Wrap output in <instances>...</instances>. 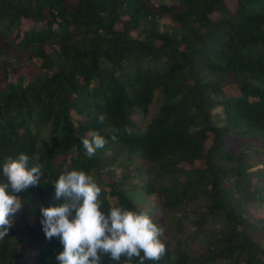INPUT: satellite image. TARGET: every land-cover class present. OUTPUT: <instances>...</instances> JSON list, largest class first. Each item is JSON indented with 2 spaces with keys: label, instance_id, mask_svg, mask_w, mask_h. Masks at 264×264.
<instances>
[{
  "label": "trees",
  "instance_id": "trees-1",
  "mask_svg": "<svg viewBox=\"0 0 264 264\" xmlns=\"http://www.w3.org/2000/svg\"><path fill=\"white\" fill-rule=\"evenodd\" d=\"M94 133L108 143L89 158ZM20 153L43 175L12 193L0 264H59L41 208L66 165L105 214L163 227L166 255L145 264H264V0H0V166Z\"/></svg>",
  "mask_w": 264,
  "mask_h": 264
},
{
  "label": "clouds",
  "instance_id": "clouds-1",
  "mask_svg": "<svg viewBox=\"0 0 264 264\" xmlns=\"http://www.w3.org/2000/svg\"><path fill=\"white\" fill-rule=\"evenodd\" d=\"M102 123L105 116L98 117ZM110 139L115 142L120 129L110 128ZM125 131H129L125 129ZM108 140L100 134L91 139L82 138L86 155L91 158L97 149L104 148ZM29 157L20 153L16 158H7L2 166L3 182H0V241L4 240L12 226V217L21 210L23 201L17 195L31 186H36L41 176V163L29 166ZM54 199L58 206L41 208V224L45 237L59 238L63 251L56 259L59 264H102L107 256L111 261L124 264H145V261H160L166 255V245L161 237L163 227L154 222L147 210L135 211L122 206H113L105 214L102 209V189L91 175L84 171L69 170L67 165L53 182Z\"/></svg>",
  "mask_w": 264,
  "mask_h": 264
},
{
  "label": "rangeland",
  "instance_id": "rangeland-1",
  "mask_svg": "<svg viewBox=\"0 0 264 264\" xmlns=\"http://www.w3.org/2000/svg\"><path fill=\"white\" fill-rule=\"evenodd\" d=\"M236 91H237L236 88H229V89H227V92L229 94H233ZM161 103H162V100L160 98V95L157 94L156 97H155L154 103H153V105L150 108V112H149L148 116L147 117H144L143 115L140 116L139 114H136V116L134 117V120L141 121L142 123L146 124L147 121L158 112V110H159V108L161 106ZM255 216L256 217H258V216L259 217H264V211H261L259 213H255ZM263 246H264V244H263Z\"/></svg>",
  "mask_w": 264,
  "mask_h": 264
}]
</instances>
